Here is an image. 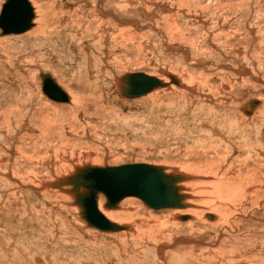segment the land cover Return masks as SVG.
I'll return each instance as SVG.
<instances>
[{"label":"rangeland","instance_id":"obj_1","mask_svg":"<svg viewBox=\"0 0 264 264\" xmlns=\"http://www.w3.org/2000/svg\"><path fill=\"white\" fill-rule=\"evenodd\" d=\"M29 1L32 32L0 31V264H264V191L228 227L205 218L213 205L204 221L133 198L116 209L129 230L102 232L64 185L76 167L142 163L196 177L209 203L230 167L264 182V0ZM130 73L170 87L127 100ZM42 74L78 105L50 100ZM137 225L159 236L135 240Z\"/></svg>","mask_w":264,"mask_h":264},{"label":"water","instance_id":"obj_2","mask_svg":"<svg viewBox=\"0 0 264 264\" xmlns=\"http://www.w3.org/2000/svg\"><path fill=\"white\" fill-rule=\"evenodd\" d=\"M34 8L29 0H6L0 14L2 36L20 35L34 27ZM43 93L57 103H69L70 98L51 78L41 76ZM122 92L126 98L134 99L145 96L166 85L159 79L143 74H126L122 78ZM257 102H251L255 106ZM184 177L167 173L161 166L150 164H127L117 167L78 169L77 173L67 178L66 184L82 208V214L89 225L105 232L126 230L110 223L98 212L97 202L100 195L107 200L110 208L116 207L123 199L135 197L149 208L156 210L181 209L188 196L182 194L178 183ZM181 220H188L183 217Z\"/></svg>","mask_w":264,"mask_h":264},{"label":"bare ground","instance_id":"obj_3","mask_svg":"<svg viewBox=\"0 0 264 264\" xmlns=\"http://www.w3.org/2000/svg\"><path fill=\"white\" fill-rule=\"evenodd\" d=\"M32 4V3H31ZM33 6V5H32ZM33 8H34V6H33ZM101 9V8H100ZM99 9V10H100ZM101 11V10H100ZM34 14H35V16H36V12H35V10H34ZM111 15L114 17V14L113 13H111ZM36 22V20L35 21H33V23H35ZM39 22H40V19L38 20V24H39ZM33 28H31L30 30H28V31H26V32H32L31 30H32ZM35 31H37L36 29L34 30V33H35ZM24 34V33H23ZM93 58V57H92ZM130 74H132V73H130ZM144 74V73H143ZM43 76H47L48 74H42ZM41 75V76H42ZM146 75H148V74H146ZM166 75H168V73L166 74ZM149 76H152V77H155V78H157V79H159L160 81H162L163 83H164V85H166L165 87H163V88H160V87H158V89H156L155 91H152V92H150L149 94H147V95H145V96H142V97H147V96H149L150 97V95L151 94H154L155 92H157V91H161V90H166V89H168L169 87H170V83L169 82H164L165 81V78H164V76L162 77V76H156V75H149ZM169 77V76H168ZM52 78V77H51ZM123 78V77H122ZM122 78L121 79H118L117 80V85H119L118 87H119V92L122 94V96L125 98V99H129V100H133V99H130V98H126L124 95H123V90H122V88H123V83H122ZM179 79V81H180V83H181V87H183V89H185V85L186 84H188L189 83V81H188V79H186V81L184 82V81H181L180 80V78H178ZM178 79L176 78V77H173V79H171V82L173 83V84H179V81H178ZM164 80V81H163ZM42 83H43V80H42ZM57 84V83H56ZM43 85V84H42ZM58 85V84H57ZM59 86V85H58ZM60 87V86H59ZM61 88V87H60ZM172 88V87H171ZM62 89V88H61ZM42 90H43V88H42ZM63 90V89H62ZM186 90V89H185ZM64 91V90H63ZM189 91H191V92H196V90L195 89H189ZM70 95V101L72 102V104H76L75 106H77L78 105V99L74 96V95H72V94H69ZM68 95V96H69ZM215 96V95H214ZM142 97H139V98H142ZM208 98V97H207ZM134 99H137V98H134ZM51 100V99H50ZM252 101H254V103L255 102H257L256 104H255V106H253L252 104H251V102ZM252 101H250L249 103H248V105L245 107V108H243V113L246 115V116H248V117H250V115L252 116L254 113L256 114L257 113V115H258V111L256 112V109L259 107V105L261 104V101L260 100H252ZM212 114V113H211ZM254 114V115H255ZM257 115H256V117H257ZM254 117V116H253ZM252 117V118H253ZM245 118H247V117H245L244 116V119ZM254 119V118H253ZM256 119V118H255ZM247 120V119H246ZM249 120V119H248ZM244 128V127H243ZM248 137V136H247ZM6 161V160H5ZM58 163V162H57ZM185 163V162H184ZM142 164H145V163H142ZM147 164V163H146ZM150 165H153V164H150ZM256 165H257V163H256ZM157 166V165H156ZM189 166V165H188ZM188 166L186 165V167L188 168ZM199 166V165H198ZM91 167H93V168H105V167H101V166H99V165H96V164H94L93 166H91ZM161 167H164L165 169H166V172L167 173H170V171L168 170V168L166 167V166H161ZM183 167V166H182ZM185 167V168H186ZM192 167V166H191ZM201 168H203V167H201ZM200 168V169H201ZM76 169V170H75ZM79 168H74V171L73 172H71V173H69V171H71L72 169H70V170H68V173L70 174V175H74L75 173H77V170H78ZM174 169V168H173ZM180 169V168H179ZM206 169V168H205ZM208 169V168H207ZM181 170H182V168H181ZM189 170V169H188ZM215 170V169H214ZM253 171H252V173L251 172H248V171H245V169H244V167L243 166H241L240 168H239V171H234L233 170V167H230L229 168V171H228V173H230V175L231 176H229V174H228V176H226L227 178H226V180H225V182H224V184H223V189H224V191H223V189H222V186H221V189H222V191H221V189H217L218 191L220 190V192H221V194H222V197H224L225 199L223 200V201H225L224 203L221 201L222 199H219V201L218 200H216L215 202H212V203H209V202H207L206 200H204V194L206 195V193H204L203 191H202V188L199 186L201 183H198V181H197V179H196V177H195V179H194V176H189V174L187 175V174H182V173H178V172H175V171H173V172H171V173H174V174H177V175H180V176H182V177H184L183 178V180L181 181V182H179L178 184V186L179 187H181L182 188V194H184V195H187L188 196V198L185 200V201H182L183 202V208H181V209H164V210H171L172 211V213L173 212H175L174 213V215H176V214H182V213H190V215L191 216H193V219L194 220H196V219H202L203 218V220L204 221H207V220H205L204 219V209L206 208V207H209L210 205H213L214 206V209H211L212 210V213L214 212V213H217V215H215V214H212V213H209V214H207L206 216H205V218L206 219H209L210 221H209V223L211 222V221H213V222H211L213 225H222V226H226V227H228V226H231L232 225V220H231V215H232V213L233 212H231V213H229V211H230V209L231 210H236V208H239V209H243V211H245L246 210V206H251V205H255V203H257L258 201H259V198H260V195L258 194L259 192H261V191H264L263 189V185H264V182H262V181H260V183H257V184H251V181L252 182H254V179H256L257 181H258V179H259V176H258V172H257V170H256V168H255V170L254 169H252ZM205 171H207V170H205ZM232 171H234V172H232ZM249 171H251V170H249ZM201 172V171H200ZM211 172V171H210ZM216 172V171H215ZM214 172V173H215ZM198 173V172H197ZM206 173V172H205ZM193 174V173H192ZM218 174V173H217ZM209 175V174H208ZM211 176H215L214 174H212ZM217 176V175H216ZM220 176H221V174H220ZM210 177V176H209ZM222 177H223V175H222ZM203 178V177H202ZM224 178V177H223ZM211 179V178H210ZM217 180L219 181V178L217 177ZM255 180V181H256ZM67 181V180H66ZM66 181L64 182V185H66V186H69V185H67L66 184ZM208 181V180H207ZM221 181V180H220ZM216 184V183H215ZM44 185H46V183L44 184ZM47 185H48V183H47ZM210 186H211V184H210ZM214 186V185H213ZM69 187H71V186H69ZM217 187H220V184H219V186H217ZM259 187H260V189H259ZM73 189V188H72ZM223 192H225L224 194H223ZM218 196V195H217ZM220 196V195H219ZM66 197H69L68 195L66 196ZM72 197V196H71ZM221 197V196H220ZM70 198V197H69ZM72 198H75V195H73V197ZM102 198H104L105 199V197L103 196V195H100V197H99V200H98V202H97V210H98V212L99 213H101L104 217H105V219H107L110 223H113V224H116V225H118V226H120V227H123V228H125L126 230H122V231H127V230H129V226H127V225H123L124 223H127V222H121L120 221V219L123 217V216H129V217H132V215H128L127 213H122V212H119V211H117L116 209H118V207L120 206V204L123 202V201H127L128 203H130V204H132V202H133V198H135V197H128V198H125V199H123L116 207H114V208H110V207H108V206H106L107 205V200L105 199V201H103V199ZM191 198V199H190ZM209 198V197H208ZM190 199V200H189ZM215 199V198H214ZM187 200H189L188 202H187ZM227 201V202H226ZM233 201H235V203L234 204H232V205H230V203H232ZM104 202H105V204H104ZM127 204V203H126ZM135 204V203H134ZM145 204V203H144ZM79 205V204H78ZM146 205V204H145ZM195 206V208H193V209H186V210H188V212L187 211H185V210H182V209H184V208H189V207H192V206ZM230 205V206H229ZM124 206H125V204H124ZM130 206V205H129ZM133 206V205H132ZM131 206V207H132ZM147 206V205H146ZM81 207V206H80ZM127 207V206H126ZM148 207V206H147ZM211 207V206H210ZM135 208V207H134ZM137 208V207H136ZM124 209V208H123ZM150 209H152V208H150ZM122 210V209H121ZM154 210H156V209H154ZM136 211V210H135ZM132 213V212H131ZM184 216H177V218L178 219H181V218H183ZM188 217V220L190 219V216H187ZM83 218H84V216H83ZM123 219V218H122ZM157 219V218H156ZM84 220L88 223V221L84 218ZM128 220V219H127ZM145 220V219H144ZM144 220H142V221H144ZM193 220V221H194ZM118 221H120V222H118ZM123 221H126L125 219L123 220ZM153 221V220H152ZM187 221V220H186ZM140 222V221H139ZM151 222V220H149L148 221V223H150ZM157 222V221H156ZM123 223V224H122ZM146 223V222H145ZM158 223V222H157ZM194 223V222H193ZM151 224V223H150ZM88 225H89V223H88ZM148 225V224H147ZM152 225H153V223H152ZM151 225V226H152ZM159 225H161V224H159ZM159 225L157 226V227H159ZM193 225L194 224H192V225H190L191 227H193ZM90 227H92V228H95V227H93V226H91V225H89ZM150 226V225H149ZM174 226V225H173ZM195 226V225H194ZM142 227H143V225H142ZM152 227H154V225L152 226ZM225 227V228H226ZM132 228V227H131ZM150 228V227H149ZM160 228V227H159ZM190 228V227H189ZM95 229H97V228H95ZM97 230H99V229H97ZM155 230V229H154ZM226 230V229H225ZM225 230H224V232H225ZM229 230V229H228ZM101 231V230H100ZM132 231V230H131ZM130 231V232H131ZM133 231H135V233H137L136 235H137V238H135V240L136 239H141V236H143V237H148V238H150L149 240H152L153 238H156V236H159L158 234H156V233H152V231H151V229H149V230H142L141 229V227H140V225H137L136 226V229L135 230H133ZM102 232H105V231H102ZM119 232V231H118ZM157 232V231H156ZM159 232V231H158ZM133 233V232H132ZM148 234V235H147ZM227 234V233H226ZM142 237V238H143ZM123 238V237H122ZM144 238V239H145ZM156 241V240H155ZM187 241V240H186ZM234 241V240H233ZM147 242V241H146ZM187 252V251H186ZM185 252V253H186ZM178 254V253H177ZM176 256L177 255H173V257H175L176 258ZM173 257L171 258V263L172 264H176V261L177 260H174L173 259ZM39 259V258H38ZM162 260V259H161ZM38 261V260H37ZM36 261V262H37ZM41 262V261H40ZM40 262H38V263H40ZM179 263V262H178ZM159 264H164V263H162V262H160Z\"/></svg>","mask_w":264,"mask_h":264}]
</instances>
